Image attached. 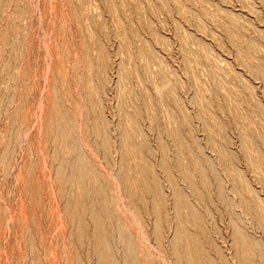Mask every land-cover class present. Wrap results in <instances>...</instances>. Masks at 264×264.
<instances>
[{
	"label": "rangeland",
	"instance_id": "374dc122",
	"mask_svg": "<svg viewBox=\"0 0 264 264\" xmlns=\"http://www.w3.org/2000/svg\"><path fill=\"white\" fill-rule=\"evenodd\" d=\"M0 264H264V0H0Z\"/></svg>",
	"mask_w": 264,
	"mask_h": 264
}]
</instances>
